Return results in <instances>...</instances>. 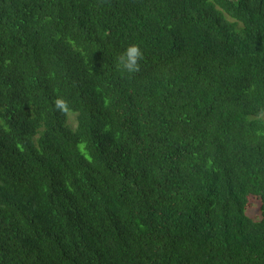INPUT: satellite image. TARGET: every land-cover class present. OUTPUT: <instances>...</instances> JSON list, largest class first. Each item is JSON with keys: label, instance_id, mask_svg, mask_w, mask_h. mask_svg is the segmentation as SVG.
I'll return each mask as SVG.
<instances>
[{"label": "trees", "instance_id": "trees-1", "mask_svg": "<svg viewBox=\"0 0 264 264\" xmlns=\"http://www.w3.org/2000/svg\"><path fill=\"white\" fill-rule=\"evenodd\" d=\"M0 264H264V0H0Z\"/></svg>", "mask_w": 264, "mask_h": 264}, {"label": "clouds", "instance_id": "clouds-1", "mask_svg": "<svg viewBox=\"0 0 264 264\" xmlns=\"http://www.w3.org/2000/svg\"><path fill=\"white\" fill-rule=\"evenodd\" d=\"M143 58L144 56L140 46L137 44H130L123 52L115 57V67L120 72L132 75L140 71V62ZM54 105L61 111L67 109V101L62 98H57L54 101Z\"/></svg>", "mask_w": 264, "mask_h": 264}, {"label": "rangeland", "instance_id": "rangeland-1", "mask_svg": "<svg viewBox=\"0 0 264 264\" xmlns=\"http://www.w3.org/2000/svg\"><path fill=\"white\" fill-rule=\"evenodd\" d=\"M72 116L70 117V120ZM246 213L253 219H258L260 217L259 211V201L256 198L249 199V202L246 206Z\"/></svg>", "mask_w": 264, "mask_h": 264}]
</instances>
